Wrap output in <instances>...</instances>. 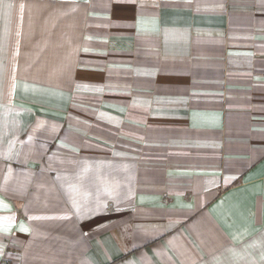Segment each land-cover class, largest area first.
<instances>
[{
    "label": "crops",
    "instance_id": "0c3cea01",
    "mask_svg": "<svg viewBox=\"0 0 264 264\" xmlns=\"http://www.w3.org/2000/svg\"><path fill=\"white\" fill-rule=\"evenodd\" d=\"M0 264H264V0H0Z\"/></svg>",
    "mask_w": 264,
    "mask_h": 264
},
{
    "label": "snow or ice",
    "instance_id": "6c2138e0",
    "mask_svg": "<svg viewBox=\"0 0 264 264\" xmlns=\"http://www.w3.org/2000/svg\"><path fill=\"white\" fill-rule=\"evenodd\" d=\"M25 231H27V229H24Z\"/></svg>",
    "mask_w": 264,
    "mask_h": 264
}]
</instances>
